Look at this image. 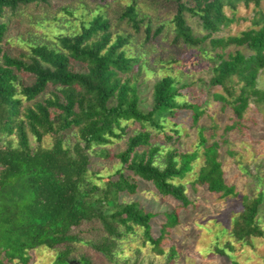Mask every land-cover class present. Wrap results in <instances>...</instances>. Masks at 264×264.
Here are the masks:
<instances>
[{"label": "trees", "instance_id": "1", "mask_svg": "<svg viewBox=\"0 0 264 264\" xmlns=\"http://www.w3.org/2000/svg\"><path fill=\"white\" fill-rule=\"evenodd\" d=\"M49 1L0 0V264H29V250L41 245L59 247L48 264H91L87 255H71L73 244L82 240L112 260L117 240L134 226L141 227L143 240L162 254L161 243L176 224L174 210L162 212L164 221L158 235L152 236V213L135 201L120 200L119 195L136 191L137 184L131 178L136 176L178 205L189 202L180 179L191 169L198 149L166 148L161 153L162 144L152 141L153 130L166 140L172 139L163 130L164 124L182 109L197 126V146H201L203 156L192 182L222 195L236 193L233 184L224 180L217 140L207 141L205 127L198 125L204 109L200 103L181 97L187 83L170 74L154 81L151 105L141 109L131 74L139 72L142 64L137 54L126 50L132 33L113 32L107 13L101 9L89 19H81L77 31L59 32L51 41L31 42L25 51L9 54L3 47L9 15L16 14L22 5ZM239 1L257 5L260 0H173L170 19L173 41L198 49H204L206 41L213 60L208 82L222 88L213 96L230 102L236 120L251 98H264V89L256 86L264 65V12L256 8L250 26L238 33L214 35L234 20L232 14L224 12V6L234 9ZM186 12L197 16L202 33L194 32ZM139 14L135 2L130 1L118 17L137 33L143 20ZM162 28L159 25L152 31L146 24L142 41L155 37ZM228 45H242L249 52L225 51ZM235 81L237 86L232 84ZM48 88L47 96L36 99ZM25 99L33 102L24 104ZM127 121L137 123L138 128L127 134L124 147L114 154L119 163L114 178L102 184L94 181L90 174L92 152L107 156L105 144L126 134L128 125L123 122ZM170 129L177 133L176 128ZM29 131L38 142L36 146L31 145ZM47 132L53 140L43 146ZM3 135H15L17 144L6 142ZM246 198L243 196L242 208L232 219L230 232L237 239L261 234L254 216L264 199V183L253 197ZM93 219L103 231L97 239H84L72 231L83 220ZM225 247L232 248L226 241L215 250L225 254ZM174 254L169 247L168 258ZM231 263L239 264L235 259Z\"/></svg>", "mask_w": 264, "mask_h": 264}, {"label": "rangeland", "instance_id": "2", "mask_svg": "<svg viewBox=\"0 0 264 264\" xmlns=\"http://www.w3.org/2000/svg\"><path fill=\"white\" fill-rule=\"evenodd\" d=\"M134 1L143 17L139 31L135 33L124 19H119V13L124 5ZM256 8L264 12V0L257 5L253 2L239 1L234 9L224 6L227 15H233L234 20L221 26L214 35L238 33L250 26V18ZM98 9L105 11L111 23L113 32L132 33L131 44L127 46L128 53H135L142 64L139 72L131 74V80L136 81L138 106L147 110L151 105V91L154 81L162 75L170 74L187 84L182 88V98L198 102L204 111L198 119V125H203L207 141L216 139L218 159L221 162L223 177L226 183L233 184L235 194L222 195L211 191L204 184L193 183L198 167L203 162L201 146H197V126L191 123L187 110H178L174 118L164 124V131L173 136L166 140L161 132L152 131V141L162 144V151L175 148L180 151L198 149V156L193 160L192 167L180 179L185 185L189 202L186 205L178 203L167 195H159L152 184L136 176L131 178L137 188L133 193H121L119 199L135 201L141 209L152 213L149 219L152 236L158 235L161 223L164 221L162 212L174 210L176 224L168 229L161 243L162 254H157L152 246L143 240L142 229L134 226L132 231L125 233L117 240L112 260L106 259L100 251L93 248L87 241H77L73 244L71 255L78 258L87 255L91 264H232L235 259L239 264H264V199L254 216V222L261 230L260 235L249 234L235 238L230 232L232 219L242 208V198L253 197L264 183V98H251L240 119L232 111L230 102H223L213 96L214 92L222 91L217 84H210L209 66L212 59L211 51L204 41V49L189 46L179 40L173 41L171 15L174 10L173 0H50L47 3H28L18 8L16 14L9 15L10 22L4 49L11 55L25 51L27 45L36 41H51L59 32H74L79 30L81 19H89ZM187 22L195 33H202L197 16L185 13ZM146 24L153 31L157 26L162 30L147 42L142 41L143 29ZM238 49L242 53L249 50L242 45H228L225 51ZM25 76V75H24ZM28 78V77H25ZM237 86L238 82L232 83ZM256 86L264 89V65L256 77ZM48 88L36 99H42L50 93ZM236 90V89H235ZM236 92V91H235ZM33 100H24L31 104ZM127 124V132L120 138L105 144L106 155H96L92 152L90 174L94 181L103 183L108 178H114L119 163L114 156L124 147V141L133 129L138 128L135 122ZM175 123V125H174ZM232 126L226 128V125ZM176 128L173 133L170 128ZM5 141L17 144L15 135H3ZM32 146L38 143L29 131ZM74 139V136H69ZM52 133L43 135L41 144L49 146L52 143ZM129 174L127 171H123ZM84 239H97L103 233L98 221L83 220L72 228ZM228 241L232 248H224L225 254L215 250ZM172 247L175 254L169 259L168 248ZM58 248L38 246L29 250V264H48L55 257ZM13 264H20L15 261Z\"/></svg>", "mask_w": 264, "mask_h": 264}]
</instances>
